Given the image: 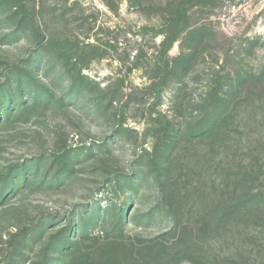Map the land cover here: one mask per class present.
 Wrapping results in <instances>:
<instances>
[{"label":"rangeland","instance_id":"1","mask_svg":"<svg viewBox=\"0 0 264 264\" xmlns=\"http://www.w3.org/2000/svg\"><path fill=\"white\" fill-rule=\"evenodd\" d=\"M179 1L0 0V264H264V0Z\"/></svg>","mask_w":264,"mask_h":264},{"label":"trees","instance_id":"2","mask_svg":"<svg viewBox=\"0 0 264 264\" xmlns=\"http://www.w3.org/2000/svg\"><path fill=\"white\" fill-rule=\"evenodd\" d=\"M181 1L178 2V4ZM197 1L195 0H185V2H182L181 4L175 6V10L171 12L170 19H168L169 24L171 26V34L172 38L168 41V45L173 43L175 39L178 37L179 33L185 28V24L187 23L188 19V12L190 8L193 6V4H196ZM9 114V113H8ZM8 114H6V118H8ZM216 118H213L209 121L205 120L207 123V127H203L205 129V134L211 131V128L214 126V124L217 122ZM207 128V129H206Z\"/></svg>","mask_w":264,"mask_h":264}]
</instances>
